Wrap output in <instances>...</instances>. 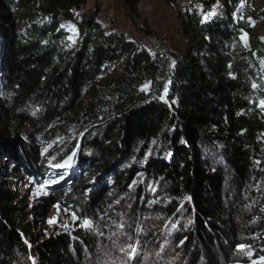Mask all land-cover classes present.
I'll return each instance as SVG.
<instances>
[{
	"label": "trees",
	"instance_id": "1",
	"mask_svg": "<svg viewBox=\"0 0 264 264\" xmlns=\"http://www.w3.org/2000/svg\"><path fill=\"white\" fill-rule=\"evenodd\" d=\"M0 1V264L90 263L100 229H140L149 212L174 228L135 234L143 251L163 238L185 264H231L244 245L264 257L258 0L193 1L175 60L108 31L88 0ZM138 3L128 1L130 21L153 35ZM23 128L56 142L46 159ZM71 161L65 187L33 209L9 187L12 170L44 180ZM55 205L94 227L40 236L30 219Z\"/></svg>",
	"mask_w": 264,
	"mask_h": 264
},
{
	"label": "rangeland",
	"instance_id": "2",
	"mask_svg": "<svg viewBox=\"0 0 264 264\" xmlns=\"http://www.w3.org/2000/svg\"><path fill=\"white\" fill-rule=\"evenodd\" d=\"M129 0H88L87 11H98V19L105 25L108 31H118L126 35L129 40L143 45L146 49L155 52L165 50L171 59L179 58L184 52L187 41L182 33L180 13L187 10L195 0H139L138 17L141 22H146L148 28L154 33L144 36L137 32L129 18ZM264 8V0H258ZM169 3V4H168ZM1 6V1H0ZM147 6L151 10L146 9ZM126 7V8H125ZM196 8L201 9L200 5ZM144 11V12H143ZM106 18L104 21L102 18ZM260 36L264 39V19L256 23ZM4 117L0 116L3 121ZM0 121V130L3 127ZM22 137L32 145L33 149L44 160L53 152L56 142L49 138L36 137L31 129L23 128ZM72 165V161L69 162ZM5 166V165H4ZM13 168V167H12ZM12 170V169H11ZM70 166L65 165L57 169H51L48 177L44 180L30 176L24 171H14L9 174L8 184L12 190L17 191L24 200V204L33 209L36 204L54 193L55 190L65 187L71 178ZM43 189L38 194V189ZM236 193V192H235ZM73 214L76 219H73ZM35 221V232L42 237L51 234H67L82 227V219L66 205H55L44 221L32 216ZM122 224V223H121ZM124 227L112 223L108 228L100 229L99 236L102 239V248L98 259L86 264H185L183 255L178 252L175 243L171 240L159 238L149 250H141L136 241L135 234L145 236V230L152 229L151 233L174 228L173 222H165L158 214L149 212L143 225H134L125 222ZM184 227V226H183ZM136 228V229H135ZM185 229V227H184ZM135 249V259H132ZM264 251V250H263ZM231 264H264V257L254 256V252L247 245L239 248L238 254L232 259Z\"/></svg>",
	"mask_w": 264,
	"mask_h": 264
},
{
	"label": "snow or ice",
	"instance_id": "3",
	"mask_svg": "<svg viewBox=\"0 0 264 264\" xmlns=\"http://www.w3.org/2000/svg\"><path fill=\"white\" fill-rule=\"evenodd\" d=\"M63 27V26H62ZM173 63V65L175 64V61H173L172 62ZM253 87H255V85H253ZM261 103V107H264V101H261L260 102ZM153 143H155V141H153ZM67 163V162H66ZM65 165H57V167H64ZM70 166V165H69ZM43 189L41 188V189H38V194L42 191ZM73 219L75 220L76 219V217H75V215L73 214ZM82 227H85V228H92V227H94V224H93V222L91 221V220H89V219H83V221H82ZM131 258L132 259H135L136 257H135V249H133V253H132V256H131Z\"/></svg>",
	"mask_w": 264,
	"mask_h": 264
},
{
	"label": "bare ground",
	"instance_id": "4",
	"mask_svg": "<svg viewBox=\"0 0 264 264\" xmlns=\"http://www.w3.org/2000/svg\"><path fill=\"white\" fill-rule=\"evenodd\" d=\"M147 9V8H146ZM148 10H151V7H148ZM144 12V11H143ZM100 18H102L104 21H106V18H104V17H100Z\"/></svg>",
	"mask_w": 264,
	"mask_h": 264
},
{
	"label": "built area",
	"instance_id": "5",
	"mask_svg": "<svg viewBox=\"0 0 264 264\" xmlns=\"http://www.w3.org/2000/svg\"><path fill=\"white\" fill-rule=\"evenodd\" d=\"M148 7H150V6H147L146 8L148 9Z\"/></svg>",
	"mask_w": 264,
	"mask_h": 264
}]
</instances>
